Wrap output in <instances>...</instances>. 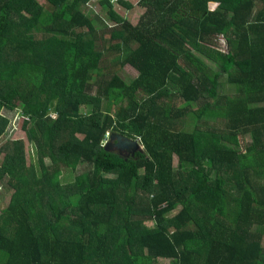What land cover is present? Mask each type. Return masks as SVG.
<instances>
[{
	"label": "trees",
	"instance_id": "16d2710c",
	"mask_svg": "<svg viewBox=\"0 0 264 264\" xmlns=\"http://www.w3.org/2000/svg\"><path fill=\"white\" fill-rule=\"evenodd\" d=\"M90 1L0 0V264H264V0Z\"/></svg>",
	"mask_w": 264,
	"mask_h": 264
},
{
	"label": "rangeland",
	"instance_id": "374dc122",
	"mask_svg": "<svg viewBox=\"0 0 264 264\" xmlns=\"http://www.w3.org/2000/svg\"><path fill=\"white\" fill-rule=\"evenodd\" d=\"M113 5H114V9L123 17H125L126 19H128L129 21H131L132 23L135 22L137 20V12H139V8L137 6V1L138 0H128L129 2H131L133 4L132 7L130 8H125L124 6L118 4V0H110ZM40 2H44V0H40ZM136 4V5H135ZM91 8L94 9V11L101 17H103L105 20H108L109 18H107L106 12L105 10L98 4V0H91L88 4ZM89 8V7H88ZM213 8V7H212ZM143 10V9H142ZM109 23H112L111 21H107ZM109 36V35H108ZM219 49L226 51L227 50V45L226 42L222 39H220L219 41H217V45H216ZM122 71H124L127 74V77L129 79L133 78V76H135L137 74V72L129 65H125L124 67H122ZM140 96H143V93L139 92L138 93ZM219 94L221 95H228V96H232L234 95V85L233 84H226L224 83L221 88L219 89ZM196 105H193V109H196ZM0 112H2V114H5L7 117L11 116L15 111L12 110V112H9L7 110L2 109ZM23 117H21L20 115H18V113H15L12 116L11 119V124L6 128L5 130V139L6 140H12V139H21L24 142L25 145V155H26V161L27 163H30L31 157H34V151L32 149V147L30 146V144L28 143V141L26 140V135H25V130L22 127V121H23ZM213 118L212 117H208V116H202L199 119V126H202L201 129L202 130H216V131H220V128H222V126L220 125V123L222 122V120H220L219 118H215L216 120V124H213ZM15 121V123H14ZM190 121H195L193 119H191V116L189 117L188 115L184 118V124L185 127H189L190 126ZM203 122L208 123L207 125H204ZM13 124V126H12ZM183 124V125H184ZM11 127V128H10ZM191 129V128H190ZM140 139V138H139ZM249 142V137L248 136H244V137H240V144L243 147V144L245 142ZM139 143V142H138ZM0 144H3L2 142ZM46 161V165L48 168H50L52 166V164H49L50 161L48 158L45 159ZM174 163H176V159H174ZM80 167V166H79ZM79 170V169H78ZM80 171V170H79ZM74 173H69L67 172V169H62V171L59 173V177H60V181L61 183H65V182H70L72 181V179L74 178ZM13 190L11 188V186L7 185L6 183H1L0 182V213L2 208H4L11 197ZM176 210H173V212H175ZM148 225H152L153 221L148 220L147 221ZM167 259H159V262L163 263V262H167Z\"/></svg>",
	"mask_w": 264,
	"mask_h": 264
},
{
	"label": "water",
	"instance_id": "95a60500",
	"mask_svg": "<svg viewBox=\"0 0 264 264\" xmlns=\"http://www.w3.org/2000/svg\"><path fill=\"white\" fill-rule=\"evenodd\" d=\"M112 144L119 148H131V153H134L136 150L141 149L136 139L124 136L120 133H113L110 135L108 142L105 144L106 148H108L109 146L111 147Z\"/></svg>",
	"mask_w": 264,
	"mask_h": 264
},
{
	"label": "crops",
	"instance_id": "0c3cea01",
	"mask_svg": "<svg viewBox=\"0 0 264 264\" xmlns=\"http://www.w3.org/2000/svg\"><path fill=\"white\" fill-rule=\"evenodd\" d=\"M260 10H262V8H261V6H259V7H257V8H254V10H253V12H258V11H260ZM263 12V11H262ZM140 11L139 12H137V19H138V16L140 15ZM255 14H257V13H255ZM254 15V14H253ZM137 21V20H136ZM135 21V22H136ZM135 22H133V23H135ZM112 23H113V21H112ZM126 65H128V64H126ZM130 66V65H129ZM134 69V68H133ZM136 72H137V74L135 75V76H133V78L134 77H137V75H138V71L136 70V69H134ZM221 80H224V78L222 77L221 78ZM234 85V84H233ZM236 91H237V87L234 85V94H236ZM261 244L264 246V236L262 237V242H261Z\"/></svg>",
	"mask_w": 264,
	"mask_h": 264
},
{
	"label": "flooded vegetation",
	"instance_id": "af4514ba",
	"mask_svg": "<svg viewBox=\"0 0 264 264\" xmlns=\"http://www.w3.org/2000/svg\"><path fill=\"white\" fill-rule=\"evenodd\" d=\"M116 152L120 153V154H128V153H131V148L130 149H125V148H119V147H116L115 145L112 144L111 146Z\"/></svg>",
	"mask_w": 264,
	"mask_h": 264
},
{
	"label": "built area",
	"instance_id": "2783aa9c",
	"mask_svg": "<svg viewBox=\"0 0 264 264\" xmlns=\"http://www.w3.org/2000/svg\"><path fill=\"white\" fill-rule=\"evenodd\" d=\"M14 123H15V121H14ZM12 126H13V124H12ZM108 136H109V133L106 134V137L104 138V140L102 142L103 145H105L108 142Z\"/></svg>",
	"mask_w": 264,
	"mask_h": 264
},
{
	"label": "clouds",
	"instance_id": "9594fccd",
	"mask_svg": "<svg viewBox=\"0 0 264 264\" xmlns=\"http://www.w3.org/2000/svg\"><path fill=\"white\" fill-rule=\"evenodd\" d=\"M108 140H109V138H108ZM137 140V139H136ZM138 142V141H137ZM140 144V143H139Z\"/></svg>",
	"mask_w": 264,
	"mask_h": 264
}]
</instances>
